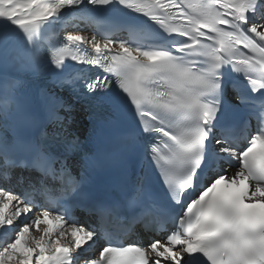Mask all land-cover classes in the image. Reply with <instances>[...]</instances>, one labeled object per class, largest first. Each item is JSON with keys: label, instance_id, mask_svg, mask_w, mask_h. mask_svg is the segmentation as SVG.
Returning a JSON list of instances; mask_svg holds the SVG:
<instances>
[{"label": "snow or ice", "instance_id": "6c2138e0", "mask_svg": "<svg viewBox=\"0 0 264 264\" xmlns=\"http://www.w3.org/2000/svg\"><path fill=\"white\" fill-rule=\"evenodd\" d=\"M0 264H264V0H0Z\"/></svg>", "mask_w": 264, "mask_h": 264}, {"label": "bare ground", "instance_id": "6f19581e", "mask_svg": "<svg viewBox=\"0 0 264 264\" xmlns=\"http://www.w3.org/2000/svg\"><path fill=\"white\" fill-rule=\"evenodd\" d=\"M77 116L79 117V121L78 123H76L75 129L78 131L83 130V127L85 123L87 122V119L85 118V116H83V112H78Z\"/></svg>", "mask_w": 264, "mask_h": 264}, {"label": "rangeland", "instance_id": "374dc122", "mask_svg": "<svg viewBox=\"0 0 264 264\" xmlns=\"http://www.w3.org/2000/svg\"><path fill=\"white\" fill-rule=\"evenodd\" d=\"M68 30H71V28H69ZM61 34L63 35L64 33H61ZM88 34L91 35V30H89ZM78 121H79V117L77 116V123Z\"/></svg>", "mask_w": 264, "mask_h": 264}]
</instances>
